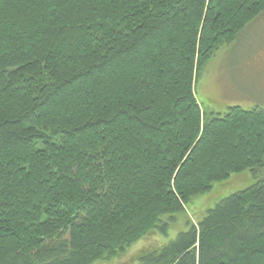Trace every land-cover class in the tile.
<instances>
[{
  "label": "trees",
  "instance_id": "16d2710c",
  "mask_svg": "<svg viewBox=\"0 0 264 264\" xmlns=\"http://www.w3.org/2000/svg\"><path fill=\"white\" fill-rule=\"evenodd\" d=\"M264 0H0V264H97L214 184L255 183L140 264H264V112L203 108ZM250 180H253L250 178Z\"/></svg>",
  "mask_w": 264,
  "mask_h": 264
},
{
  "label": "rangeland",
  "instance_id": "374dc122",
  "mask_svg": "<svg viewBox=\"0 0 264 264\" xmlns=\"http://www.w3.org/2000/svg\"><path fill=\"white\" fill-rule=\"evenodd\" d=\"M196 88L200 103L210 113L224 115L234 107L264 112V13L250 23L236 41L220 49L208 61ZM252 174H233L229 180L214 184L210 192L194 199L187 209V217L185 214L176 215L178 224L170 226L167 235H150L133 245L119 259L97 264H140L141 261L136 260L140 253L157 244V248H163L181 232L187 231L188 226L184 223L188 218L196 224L219 201L253 185L256 180ZM255 175L264 178V168Z\"/></svg>",
  "mask_w": 264,
  "mask_h": 264
},
{
  "label": "crops",
  "instance_id": "0c3cea01",
  "mask_svg": "<svg viewBox=\"0 0 264 264\" xmlns=\"http://www.w3.org/2000/svg\"><path fill=\"white\" fill-rule=\"evenodd\" d=\"M245 178L249 180V178H248V177H245Z\"/></svg>",
  "mask_w": 264,
  "mask_h": 264
}]
</instances>
